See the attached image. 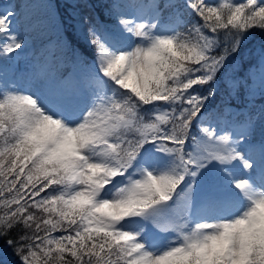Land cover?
Segmentation results:
<instances>
[{
    "label": "snow or ice",
    "instance_id": "snow-or-ice-1",
    "mask_svg": "<svg viewBox=\"0 0 264 264\" xmlns=\"http://www.w3.org/2000/svg\"><path fill=\"white\" fill-rule=\"evenodd\" d=\"M67 7L94 57L52 91L9 76L26 41L15 10H0L12 264H264V43L258 86L225 71L264 33V0H113L103 31L88 0Z\"/></svg>",
    "mask_w": 264,
    "mask_h": 264
},
{
    "label": "trees",
    "instance_id": "trees-1",
    "mask_svg": "<svg viewBox=\"0 0 264 264\" xmlns=\"http://www.w3.org/2000/svg\"><path fill=\"white\" fill-rule=\"evenodd\" d=\"M4 1L0 0V5ZM68 2L69 0H12V9L17 14V22L14 27L20 31L25 40L29 41L33 59L41 58L46 51L47 43L53 39H56L55 52L57 54L66 55L68 52L67 48H60V42L70 45L71 49L76 52L79 60L69 54V60L73 65H83L81 61L90 62L93 59L94 51L85 42L83 36L74 32L70 26L68 14L72 10L67 7ZM112 2L113 0H88L89 7L84 9L86 14L96 20L101 31L105 28L111 29L113 27L109 9L105 7V5H109ZM163 2L164 0H161V3ZM175 2L179 5L184 4V0H175ZM165 14L167 15V13ZM188 18L185 15V19ZM37 24H40V26H36ZM262 43H264V33L256 32L241 49L242 53H244L243 59L238 57L226 67L227 75L229 77L235 76L238 79L242 77L250 78L254 86V75L259 74L255 65L257 64V57ZM3 63L4 61L0 59V64ZM8 64L10 65L9 61ZM222 97L226 98L223 89H221L216 100L210 105V111H214L216 107H219ZM232 103L235 106H243L242 100H233ZM258 106L259 98H257ZM0 249L6 250V254L3 257L5 264H12L16 260L11 248H7L3 242H0Z\"/></svg>",
    "mask_w": 264,
    "mask_h": 264
},
{
    "label": "rangeland",
    "instance_id": "rangeland-1",
    "mask_svg": "<svg viewBox=\"0 0 264 264\" xmlns=\"http://www.w3.org/2000/svg\"><path fill=\"white\" fill-rule=\"evenodd\" d=\"M11 3L12 0H5L0 5V10L3 8L12 9ZM36 26H40V24ZM25 41L24 51L10 60L11 66L8 68L9 76H14L15 82L19 86L33 91L38 88L52 91L57 88V82L61 76L79 77L85 71V65L76 66L70 62L69 54L68 56L65 54L56 56L54 54L56 39L47 44L46 54L39 60L32 59L31 46L29 41ZM254 80V87H256L259 84V74L254 75Z\"/></svg>",
    "mask_w": 264,
    "mask_h": 264
},
{
    "label": "bare ground",
    "instance_id": "bare-ground-1",
    "mask_svg": "<svg viewBox=\"0 0 264 264\" xmlns=\"http://www.w3.org/2000/svg\"><path fill=\"white\" fill-rule=\"evenodd\" d=\"M39 59V58H38Z\"/></svg>",
    "mask_w": 264,
    "mask_h": 264
}]
</instances>
